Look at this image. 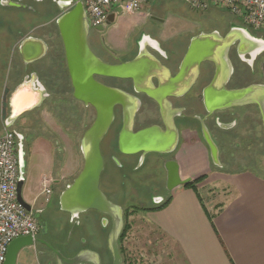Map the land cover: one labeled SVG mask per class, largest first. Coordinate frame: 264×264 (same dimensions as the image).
<instances>
[{
  "label": "water",
  "instance_id": "water-1",
  "mask_svg": "<svg viewBox=\"0 0 264 264\" xmlns=\"http://www.w3.org/2000/svg\"><path fill=\"white\" fill-rule=\"evenodd\" d=\"M22 2L23 0L18 2L16 0H1L0 5L4 8L26 9ZM57 2L62 13L57 20V26L64 44L67 70L74 90L73 97L86 107H94L97 112L95 122L81 139L80 150L84 160L82 171L74 182L62 192L60 206L63 212L72 216V220L79 219L80 215L90 211H95L105 216L106 222L110 219L113 222V228L109 236L108 248L113 257V264H122L118 240L124 227L123 214L122 208L110 201L101 189L102 175L106 169L102 143L113 123L114 108L125 105V102L130 101V96L106 88L98 83L95 77L132 80L138 93L148 95L163 107L168 97L180 98L190 91L199 77L200 65L203 62L212 61L214 55H209V52H215L216 50H208L210 47H205V44L201 42H206L211 40V38L200 37L195 39L179 66L178 74L175 77L172 76L168 67L149 52L147 47L141 48L139 55L133 61L119 66L107 65L90 48L88 41L90 27L83 3L79 2V0H57ZM119 15H122L121 8L117 10V13L110 15L108 25L113 24ZM98 31L104 32L105 29L100 27ZM234 35L235 33H230L227 40L221 41V47L219 46V51L224 53L221 55L224 56L223 66L225 63L229 66L227 54ZM19 36L25 37L24 34ZM149 39L151 40V38ZM28 42H38L39 47H32L30 45L32 43ZM26 43L25 51L30 59L25 61V65L28 67L39 62L45 56L48 51V45L34 38H28ZM19 49L22 52V46ZM262 54H258L257 57H261ZM220 72L221 70L218 71V73ZM230 72H232V69L228 67L225 77H229ZM29 77H26L25 82L12 94L11 102L16 97L19 101H23L22 103H27L28 107L32 106L34 102L36 105L33 108L41 107L43 101L47 98V91L40 83L37 74H32ZM228 79L226 78V80ZM154 81L158 82V88L154 86ZM35 85H37V88ZM211 92L212 89H210ZM223 93L224 98L221 99V104L218 103L215 106L207 105L209 110H211L210 113L216 110L255 105L260 109L264 120V84H253L234 91L224 89ZM207 95L208 93L205 92L204 96L206 98ZM252 98L256 99L252 100ZM15 109L14 107L11 118L5 121L7 130L13 129L23 113L17 112ZM29 109L32 110V108ZM134 114L133 109L118 139V147L121 154L133 156L142 153L141 160H144L150 154L167 156L175 152L178 138L174 127L170 128V125H168L164 130L152 128L134 134L132 131ZM172 121L174 122V120ZM201 133L209 149L213 164L221 168L219 149L203 124ZM17 139L20 168L18 201L28 212L33 213L34 218L41 226L42 236H47L49 232L47 221L36 212H33L23 199V188L27 181L28 164L25 137L23 134H17ZM166 168L169 191L187 183L180 180L179 168L176 162H168ZM39 243H42L39 239L34 242L31 237L15 240L8 249L5 264H18L20 253L26 249L35 248ZM55 254L59 264H102L100 255L95 252H81L73 259H66L57 251H55ZM89 258L91 259L89 260Z\"/></svg>",
  "mask_w": 264,
  "mask_h": 264
},
{
  "label": "flooded vegetation",
  "instance_id": "flooded-vegetation-1",
  "mask_svg": "<svg viewBox=\"0 0 264 264\" xmlns=\"http://www.w3.org/2000/svg\"><path fill=\"white\" fill-rule=\"evenodd\" d=\"M16 1L18 2L19 0ZM29 1H33V5H31ZM22 5L26 7V9H18V10L19 11L24 10L28 12L27 14H30L31 18L29 20L32 22V26H35L37 24H42L41 25L42 27H40L39 30L35 31L34 35H38L42 33L43 35L49 38L47 56L52 58L51 69H49L51 78L49 79L47 84L48 86L46 88L48 94L46 100L44 101L40 109L34 110L32 112H29L27 110H31L29 108H33V106L36 105V103L28 107V104L22 103L16 97L11 102L12 94L15 92V88H12L11 84L9 83L4 96V103L5 105H7V107L5 108V113H6L5 121L11 118L14 107L16 108L15 110L17 112H21V113L23 112L22 115H20V118L16 122L13 129H11L10 131H12L16 136L17 134H24L28 136L30 134H33V131L30 128L29 129L26 128L28 130L23 129L21 127L22 121H24L25 119L31 120V118H34L36 116H38L39 119H41L40 114L42 111H45L52 119L56 118V115H58V118L62 121L61 123L63 124L62 125L57 124V125L60 126L63 135L72 137L74 139L83 138L86 131L95 122L97 117V112L94 107L92 106L86 107L82 102L74 99L73 97L74 90L67 70L64 44L60 31L57 26V20L62 15L58 6V2L57 0H23ZM39 6L40 9H38ZM0 8L3 10L9 9V8H4L1 5ZM11 9H17V8H11ZM154 20L155 19L153 17H150V21H154ZM88 24L90 27L88 41L91 50L102 62L111 66H119L128 63L130 61H133L139 55L140 49L143 47H147L149 52L152 53L154 56H156L158 60H160L166 67H168L171 71L172 76L175 77L178 74L179 66L181 65L189 48L191 47L192 42L195 39L200 37L211 38V40H208L206 42L205 41H201V42L205 44V47L206 46L210 47L208 50H213V51L216 50L215 52L212 51L209 52V55L212 56L214 55L212 57L213 58L212 61L203 62L200 65L199 77L195 85L190 89V91H188V93H186L184 96L180 98L168 97L167 102L164 104L163 107L160 104H158L156 101L151 99L148 95L144 93H138L132 80L103 78L98 76L95 77V80L98 83L105 86L106 88L130 96V101L125 102V105L116 106L114 108V120L111 125V128L109 129L103 141L105 142L106 138L111 137L109 147H110V151L114 152V154H112L113 156L115 155V152L120 154L118 147V139L133 109L135 112L133 129H132L134 134L152 128H159L161 130H164L165 127L168 125H170V128L174 127L176 129L178 145L173 154L165 157L157 154H150L146 156V157L154 156L152 159L154 162L152 163L154 164L155 168L152 167V169L163 171L166 165L168 164V162L174 161L175 153L183 143L184 140L183 137L186 128H190V129L194 128L197 131L199 130L200 132H202V124H203L208 129L212 137V140L219 141L217 135H222L223 133H233L235 132V129L241 125V122H244V120L243 121L241 120V115L243 114L242 111L245 112V111H249L250 109L252 110L258 108L255 105H246L243 107H234L226 110H216L213 113H210L211 110H209V108L207 107L208 104L214 106L217 105L218 103L221 104L222 102L221 99L224 98V93H223L224 89H226L227 91H234L244 88V87L240 88L242 77L246 81L247 80L254 81L255 79L254 75L258 73V71L259 73L263 72L264 61L261 62V65L258 68L257 62L260 57L258 58L257 55L259 53L264 54V38H256L252 36L249 32L251 31V29L248 28L246 29L244 27H237L233 25V27H230V29H228L227 31L226 30L224 32L215 31L213 33H209L205 35L199 34L196 37L193 38L191 37L189 40H183V37L171 39L168 44L169 45L168 47L167 45H165L164 41L162 42L159 40L160 33L156 38H151L148 35H144L143 37L140 36L141 38L136 39L135 48L130 52H127V51H121L120 49L118 51L113 47H110L111 48L110 49L108 48V46L105 45L106 44L105 40L109 35V32L113 24L111 25L107 24V26L104 27L105 29L104 32L98 31V28H93L89 21ZM2 25L3 26L7 25L5 20L2 21L0 27H2ZM163 25L164 22H161L160 29L161 26ZM160 29L158 28L157 30L155 28L153 34H155V32H159ZM232 32L235 33V35L233 37V41L231 43V46L227 54L228 57L227 63L229 64V66L226 65V63L223 66L224 56L221 55H223L224 53L219 51V46L221 47V41L227 40L229 34ZM149 38L157 41L159 45H157L154 41L150 40ZM127 55H131L130 58H128ZM176 62L177 64H175ZM174 65L177 66V69H173ZM228 67L229 69L231 67L232 72L229 73L230 75L229 77H225L228 71ZM259 69L261 70V72ZM65 70L67 71L69 77L71 90L66 89L68 85L65 83V77H64ZM219 70H221L220 72L221 75L220 73H218ZM27 73L28 72H26V74ZM14 75H15L14 73L10 74L9 78L12 79ZM29 76H31V74ZM29 76L22 77V80L25 79V77H29ZM226 78L229 79L226 80ZM262 82L264 83V80ZM153 83L154 86L158 88L159 86L158 82L154 81ZM210 89H212L211 93H210ZM205 92L208 93L207 98L204 96ZM253 99L255 100V98H252V100ZM71 105H73L76 108V112L74 108L73 110L72 108H70ZM149 106H156L158 120H156L150 125L149 123L146 124L147 122H145L143 123V128H140L138 127L139 124H141L140 119H142V117L148 118L150 116V114H145ZM79 109L84 111L83 113H85V117H87L91 113L93 114L92 124L91 125L85 124L84 127L82 128L83 131H81L82 120L80 116L81 112ZM255 111L257 112L258 109ZM172 120H174V122ZM247 120L249 121L250 118L247 117ZM140 126H142V124ZM42 127L44 128V130H46L48 134H50V136L53 135L54 138H59L57 135H54L55 132L48 130V128L45 127L43 124ZM57 145L61 146L60 142H57ZM122 156L124 157V163H125L123 164L122 168L129 169L130 167L132 168L134 167L135 169L137 168L142 158V153L133 156L122 154ZM162 157H164L165 160H162L163 159ZM27 185L28 184L26 181L23 188L24 201L28 206H30L33 212H36L41 216V218H44L47 221L49 227V232L47 236H42L41 233L42 230H41L40 235L38 236L37 239H39L42 243L37 244L35 248L40 249L39 252L44 258H46L47 256L50 257V254H53L55 256L56 264H59L58 258L55 254L56 251L54 247L55 243L53 238H51L52 236L50 237V226L55 224L58 225L59 231L55 238L59 239L60 237L63 236V231L66 225L60 220L59 216H54L52 214V210H50V207L52 206V202L55 199L56 195L59 194V196H61L63 191L60 192L58 191V188L55 189L52 192L49 201L46 200V202L43 203L42 200L43 198H41L42 196L40 193L35 191V187L34 189L31 188L30 192L27 193V189H28ZM108 199L113 203H115L112 200V198H108ZM59 206H60V198H59ZM90 212H95V211H90ZM96 214L100 216V221L102 219L104 220L105 217L103 215L97 212ZM67 215L71 220V227H74L76 230H78V227L79 228L82 227L81 223L79 222L80 219L72 220V216L69 213H67ZM124 215L125 213L123 214V216ZM108 220H109L108 222L105 221L106 224L105 229H107V232L110 233L113 228V222L110 219ZM37 223L39 224L38 221ZM73 237L74 235L70 234L67 237L68 241L63 242L64 243L63 246L66 251L63 254V256L66 259H73L80 253L78 249L77 250L75 249L76 246L79 245L73 243L74 242ZM106 250L110 255V251L108 250V248ZM110 256H111V260L108 262L106 261L107 264H113L112 262L113 257L112 255ZM102 261H103V257H102ZM48 264H51V260L48 261Z\"/></svg>",
  "mask_w": 264,
  "mask_h": 264
},
{
  "label": "crops",
  "instance_id": "crops-1",
  "mask_svg": "<svg viewBox=\"0 0 264 264\" xmlns=\"http://www.w3.org/2000/svg\"><path fill=\"white\" fill-rule=\"evenodd\" d=\"M27 13L24 10L19 11L11 8L3 10L0 8V25L3 20L7 24L2 29L0 27V69L8 72L9 76L12 73L15 74L10 79L11 82L9 81L15 90L24 82L25 79L22 80V77L30 74H37L40 83L46 89L51 78L49 69H51L52 58L47 56V51L39 62L26 67L25 61L30 58L25 51L27 46L25 42L28 38H34L48 45L49 38L42 33L34 35L35 31L42 27V24L32 26V22L29 20L31 16ZM144 15L142 16L144 17ZM121 16H117L116 19L119 20ZM20 34H24L25 37H20ZM127 41L125 51L130 52L131 48L128 46L130 39ZM152 41L159 45L157 41ZM28 43H32L30 44L32 47H39L38 42ZM21 46L22 52L19 49ZM173 69H177V66L174 65ZM26 72L28 73L26 74ZM241 79L240 88L253 84H264L262 82L264 70L259 73V81H257L258 73H256L254 81L246 82L243 77ZM35 86L37 88V85ZM41 107L32 108L29 112ZM40 116L41 121L39 122L36 121L38 116L31 120L25 119L22 121L21 127L25 130L30 128L33 131L34 127L39 129L43 124L59 137L54 138L53 135L50 136L44 131L39 132L36 136L34 133L28 136L23 134L28 164L27 186L29 188L30 183L34 180L33 189L35 187V191L40 193L43 198L45 180L51 181L50 189L52 187L53 192L57 187L64 185V180L68 176H72L67 174L71 164V155L68 156L69 150H65L61 161L60 154L56 150L58 149L57 142L71 138L74 143L79 142L77 147L80 148L81 139H74L62 134L59 125L63 123L58 115L52 119L45 111H42ZM3 126L4 131L6 129L5 121ZM194 130L196 129L186 128L183 143L176 151L174 161L178 165L179 177L182 182L194 181L201 177H206V180L197 186V192L185 188L184 185L170 191L168 198H164L160 202L162 204L170 198V204L162 210L147 212L148 217H145L144 221L174 246L179 256V264H264V159L254 170L244 169L236 173L213 171L208 147L201 139L191 135ZM37 149H40L38 153H36ZM36 154H39L38 158L42 162L40 170L43 173L35 180L33 176L31 177L30 168L32 167L33 171L40 165L35 161ZM74 157L76 156L74 155ZM78 161L81 163L79 156ZM74 164L77 166L78 162L73 159ZM80 170L76 171L73 180L79 175ZM65 186L68 187L69 184ZM210 217L213 221L210 220ZM105 219L106 217L104 221ZM97 222L95 217L88 218L86 225H96ZM58 228L57 231H59ZM104 228L96 227V249L86 250L80 246L74 248L78 249L80 253L95 252L103 257V261L101 257L102 263L107 264L103 251L108 248L111 232H107V229ZM80 233L79 231L76 242L82 240L83 235ZM25 251L20 254L23 255Z\"/></svg>",
  "mask_w": 264,
  "mask_h": 264
},
{
  "label": "rangeland",
  "instance_id": "rangeland-1",
  "mask_svg": "<svg viewBox=\"0 0 264 264\" xmlns=\"http://www.w3.org/2000/svg\"><path fill=\"white\" fill-rule=\"evenodd\" d=\"M29 3L33 5V1H29ZM38 9H40V6ZM116 9L117 7L115 10ZM142 15H144V17ZM150 17H153L155 20L150 21ZM161 22H164L165 26H161L160 29ZM233 25L246 28L238 19L223 10L214 8L205 13H198L191 10L183 0H149L141 13L122 14L119 20H115L112 29L105 40V45L108 46V48L114 46L113 48L118 51L119 48L125 51L128 42L127 40L130 39V45L128 46L133 50L135 48L136 39L141 38L144 35L156 38L160 33L159 40L162 42L164 41L165 45L168 47L169 40L173 37H183V40H189L191 37H196L199 34L205 35L215 31H227L230 27H233ZM155 28L157 30L159 28L161 32L159 31L153 34ZM249 32L256 38H264V31L256 32L251 30ZM130 56L131 55H127L128 58H130ZM263 61L264 54L258 59V68ZM64 77L65 83L68 85L66 89L71 90L66 70L64 71ZM9 81L10 78L8 72L6 73L4 72V69H0V132L3 131V125L6 119L5 108L7 105L4 103V96L10 83ZM257 81H259V71ZM246 82H248V80ZM70 108H72V110L74 108L76 112V108L73 105H71ZM257 109L258 111L256 112L255 110ZM79 110L81 112L80 116L82 120L81 131H83L82 128L85 124H92L93 114L91 113L85 117V113H83L84 111L81 109ZM250 110L245 112L242 111L243 114L241 115V120H244V122H241V125L235 129V132L223 133L222 135L216 134L219 141H213L219 149V162L221 168L215 166L211 160L213 171L216 170L219 172L221 170L228 173H236L244 169L254 170L264 159V120L259 108ZM145 114H150V116L148 118L142 117V119H140V123L142 124V126L139 124L138 127L140 128H143V123L145 122L150 125L158 120L156 106H149ZM247 117L250 118L249 121L247 120ZM36 121L39 122L41 119L37 118ZM43 131L44 133L46 132L43 127L39 129L34 127L33 133L36 136L39 132ZM192 132V136L201 139L204 145H206L203 140V135L199 130H194ZM110 139L111 137L106 138L105 142L102 144V153L106 169L103 174L101 189L108 198H112L116 206L122 208V214L125 213L123 216V226L124 228L128 227L129 231L126 238L123 239L121 243L119 242L120 238L118 240L122 264H179V256L175 251L174 246L144 221V218L148 217L147 212L144 211L145 208L148 209L152 206L160 205V202L164 198H168L170 191L167 183V168L165 167L163 171L152 169V167L155 168L152 163L154 162L152 160L154 156H148L144 160H140L137 168L134 169V167H130L129 169H123V164H125L124 157L121 153L119 154L117 152H115L114 156L112 155L114 152L110 151ZM62 141L63 142H60L61 146L57 145L58 149L56 150L58 151V154H60L61 161L63 160L61 157L64 156L65 150H69L68 156L71 155V164L69 166L70 170H68L67 174L72 176L67 175L68 177L66 178L67 180H64V185L62 187H57L60 192L67 188L65 185H71L73 183L72 178L75 177L74 175L76 171L81 169V172L84 165L81 150L77 147L79 142L74 143V140L71 138L69 140L65 139V141L63 139ZM38 150L40 149H37L36 153H38ZM74 155L76 157H74ZM78 156L81 163L78 161ZM38 157L39 154H36L35 161L40 165L35 170L33 169V171L32 167L30 168L31 177L33 176V179L35 180L43 173V171L40 170L42 162ZM164 157L162 158L164 159ZM73 159L78 162L77 166L76 164L73 165ZM33 186L34 180L30 183L27 193L30 192ZM59 198V194L56 195L50 210H52L54 216L60 217V220L66 225V227L63 231V236L56 239L55 237L58 232L57 224L50 226V237L52 236L51 238L54 240L56 251L62 255L66 252L63 242L70 234L74 235L73 241L83 249H96V227L104 228L106 225L105 221L102 219L99 222L100 216H98L96 212H89L82 215L79 220L82 227H78V230H76L74 227H71V220L67 213L61 211ZM46 199L47 196H44L42 199L43 203L46 202ZM94 217L97 219L98 225L87 226L86 221H88V218L93 219ZM79 231L81 232L80 235H83V237L81 242H76ZM39 251V248L26 249L23 255H19L18 264H48L49 260H51V264H56L55 256L53 254H50V257L47 256L44 258ZM103 254L105 255L104 257H106L107 262L111 260V253L109 255L106 250L103 251Z\"/></svg>",
  "mask_w": 264,
  "mask_h": 264
},
{
  "label": "built area",
  "instance_id": "built-area-1",
  "mask_svg": "<svg viewBox=\"0 0 264 264\" xmlns=\"http://www.w3.org/2000/svg\"><path fill=\"white\" fill-rule=\"evenodd\" d=\"M149 0H79L83 3L93 28L106 27L111 14L141 13ZM198 13L219 9L238 19L246 28L264 31V0H183ZM117 9L115 10V8ZM20 181L18 139L10 130L0 134V264H5L10 245L17 239L31 237L34 242L41 227L33 213L18 201ZM51 181H44V196L52 195Z\"/></svg>",
  "mask_w": 264,
  "mask_h": 264
},
{
  "label": "trees",
  "instance_id": "trees-1",
  "mask_svg": "<svg viewBox=\"0 0 264 264\" xmlns=\"http://www.w3.org/2000/svg\"><path fill=\"white\" fill-rule=\"evenodd\" d=\"M219 172L228 173L226 171H221V170ZM205 180H206V177H201V178H198V179H196L194 181L187 182L184 185V187L187 188V189H192V190H194V191L197 192V186L199 184H201L202 182H204ZM170 202H171V199L169 198V199H167V201H165L164 203H162L160 205H155V206H152L151 208H148V209L145 208L144 211L150 212V211H159V210H162V209L166 208L170 204ZM210 220L213 221V219L211 217H210ZM128 231H129V228L128 227L127 228L125 227L123 229V232H122V234L120 236V241H119L120 243L123 241V239L126 238V235H127Z\"/></svg>",
  "mask_w": 264,
  "mask_h": 264
}]
</instances>
